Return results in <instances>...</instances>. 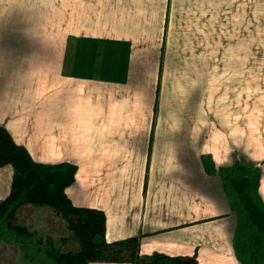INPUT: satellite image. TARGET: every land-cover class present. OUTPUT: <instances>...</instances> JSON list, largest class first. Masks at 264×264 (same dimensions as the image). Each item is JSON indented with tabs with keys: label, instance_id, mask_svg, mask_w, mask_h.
<instances>
[{
	"label": "crops",
	"instance_id": "crops-1",
	"mask_svg": "<svg viewBox=\"0 0 264 264\" xmlns=\"http://www.w3.org/2000/svg\"><path fill=\"white\" fill-rule=\"evenodd\" d=\"M58 1L0 0V125L33 160L76 165L66 194L104 212L107 242L134 236L143 257L239 264L240 215L223 180L233 166L212 160L202 121L218 120L215 105L196 77L182 79L197 65L181 63L232 51L235 31L249 40L250 25L263 30L264 0H101L96 34L59 30L70 17H58ZM9 172L0 169V201Z\"/></svg>",
	"mask_w": 264,
	"mask_h": 264
},
{
	"label": "rangeland",
	"instance_id": "rangeland-1",
	"mask_svg": "<svg viewBox=\"0 0 264 264\" xmlns=\"http://www.w3.org/2000/svg\"><path fill=\"white\" fill-rule=\"evenodd\" d=\"M65 1L69 6L66 12L61 9V4ZM58 2V17L66 13L71 18L67 19V24L61 19L59 30L74 34L101 33V0H59ZM262 27L250 25L249 40L242 38L241 31H235L232 51L225 49L219 51L218 57L201 54L196 58H186V62L181 63V65H197L195 74L186 72L182 79L196 77L199 81L196 82L195 88L202 92L201 100H207L206 102L212 100V104L215 105V109L213 106L210 113L216 115L218 120L202 121V124H208V128L212 131L209 148L212 160L214 158L218 164L230 166L231 163L232 166L236 162L240 163L252 174L255 173L252 171L254 169L264 171V28L262 30ZM243 34L247 35V33ZM229 36L232 37L231 34ZM204 44L208 46L206 37ZM179 60L171 57L170 65L178 64ZM159 65L160 75L163 67L161 60ZM170 74L172 79H176L177 72L173 71ZM161 75H165L164 69ZM189 87L186 85V88ZM43 88L42 86L40 91H43ZM229 169L231 168L223 170L224 175H227L225 171ZM9 171L12 178L11 168ZM239 172L244 173V171ZM260 186L261 196L264 199V181ZM235 200L237 202L235 210L237 215H240L239 221H241L242 211L236 198ZM18 219L19 224L35 231L38 235L32 242L27 243V250L34 253V259L31 260L32 262L24 260L18 243L8 236L0 239V264H51L44 254L46 237L51 238L53 245L60 250L75 247V244L67 239L70 238V232L65 221L48 207H34L33 210L24 208L20 211ZM40 239L41 243L36 244V240ZM64 241L68 243L65 244ZM235 256L242 259L243 252L240 249L235 250Z\"/></svg>",
	"mask_w": 264,
	"mask_h": 264
},
{
	"label": "trees",
	"instance_id": "trees-1",
	"mask_svg": "<svg viewBox=\"0 0 264 264\" xmlns=\"http://www.w3.org/2000/svg\"><path fill=\"white\" fill-rule=\"evenodd\" d=\"M6 167L11 168L12 178L8 195L0 201V239L10 236L26 247L38 235L18 223L19 210L24 206L48 207L65 221L70 232L67 239L75 244L71 249L60 250L46 237L44 254L51 264H196L190 257L159 253L140 256V241L134 236L107 242L104 212L76 206L66 194L75 182L76 165L33 160L26 148L0 125V169ZM252 171L255 173L236 162L223 176L243 215L235 237V250L243 252L242 259L236 256L239 264H264V199L260 192L263 171ZM41 241L36 240V244Z\"/></svg>",
	"mask_w": 264,
	"mask_h": 264
}]
</instances>
